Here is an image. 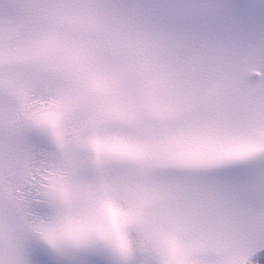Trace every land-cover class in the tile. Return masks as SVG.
I'll return each mask as SVG.
<instances>
[{
  "label": "snow or ice",
  "instance_id": "obj_1",
  "mask_svg": "<svg viewBox=\"0 0 264 264\" xmlns=\"http://www.w3.org/2000/svg\"><path fill=\"white\" fill-rule=\"evenodd\" d=\"M0 264H264V0H0Z\"/></svg>",
  "mask_w": 264,
  "mask_h": 264
}]
</instances>
